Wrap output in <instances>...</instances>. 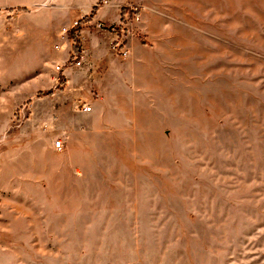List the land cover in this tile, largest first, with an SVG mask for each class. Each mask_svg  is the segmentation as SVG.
Masks as SVG:
<instances>
[{
    "label": "rangeland",
    "instance_id": "1",
    "mask_svg": "<svg viewBox=\"0 0 264 264\" xmlns=\"http://www.w3.org/2000/svg\"><path fill=\"white\" fill-rule=\"evenodd\" d=\"M137 2L144 84L85 113L110 58L57 71L51 1L0 0V264H264V0Z\"/></svg>",
    "mask_w": 264,
    "mask_h": 264
},
{
    "label": "crops",
    "instance_id": "2",
    "mask_svg": "<svg viewBox=\"0 0 264 264\" xmlns=\"http://www.w3.org/2000/svg\"><path fill=\"white\" fill-rule=\"evenodd\" d=\"M23 1H29V0H23ZM51 5L49 4L48 8H41L38 10L40 21H45L46 27L51 28L53 30H57L54 33V36L56 37V44L61 43V37H60V29L62 26L70 24L72 21L76 19H83L84 23L82 25V36L78 41V51L76 53V48L74 49L73 44H70L69 48L67 50L64 49H56L55 56L57 57V64H64L62 73L66 71V73L70 74L69 77H72L74 79L72 70L74 67H79L76 65H73V59L72 55H80L84 59H94L99 60L100 62L106 58H110L109 67L106 66L104 69H93L91 68L87 70L85 69H78V77L87 78L86 82L88 81V78L91 84V88L87 89V100L89 103H83L82 105H89L93 108V105L95 107H98L101 105L102 101L106 98H103L106 92L109 91H115L118 90L119 85L123 82L122 78L129 77V81L137 82L138 85L142 83L144 84L143 79L140 77H136L135 71H123L119 69H115L112 65L113 60L115 58L112 56L111 52V43L114 39V36L105 31H99L95 27V22L102 21L106 24H119L123 13L125 5L128 4L129 0H109V3L107 5H101V0H50ZM136 3H138V0H133ZM139 4V3H138ZM42 9H45L44 12ZM142 28L144 30V33L147 35V38L149 37L150 33L146 30V15L142 14ZM60 28V29H59ZM107 33L108 36H110L107 40L104 39V34L98 35V33ZM142 41L137 40L133 41V54L130 60L133 59L134 61H139L142 51V44L140 43ZM72 49V51H71ZM113 50V49H112ZM134 57V58H133ZM114 58V59H113ZM71 60L72 62H68V60ZM129 63V62H128ZM132 63V62H130ZM70 70V71H68ZM93 78V79H92ZM131 78V79H130ZM137 78V79H136ZM143 78V77H142ZM134 79L136 81H134ZM78 78L76 77V81ZM72 81L73 80H69ZM75 83V81H74ZM89 84V83H88ZM109 90V91H108ZM37 94L39 92H42V89L39 88L37 91ZM106 96V95H105ZM108 97V96H107ZM92 110V109H91ZM82 111L87 113L89 111H84L82 108ZM53 149L54 143H53ZM58 151V150H56Z\"/></svg>",
    "mask_w": 264,
    "mask_h": 264
},
{
    "label": "built area",
    "instance_id": "3",
    "mask_svg": "<svg viewBox=\"0 0 264 264\" xmlns=\"http://www.w3.org/2000/svg\"><path fill=\"white\" fill-rule=\"evenodd\" d=\"M101 5H107L109 0H101ZM125 13H123L122 19L119 24H106L102 21L95 22V27L99 31L109 32L115 34V38L111 43L112 49L119 54L122 58H129L132 55V44L133 40H145L147 35L144 33L142 28V11L141 7L136 3H128L127 7L124 8ZM84 23L83 19H76L70 24L64 25L60 29L61 43L56 44V49L67 50L72 43V38L79 41L82 36V25ZM120 35L123 38H120ZM72 51V49H71ZM77 53V51H76ZM73 65L80 66L82 63V56L73 54ZM72 62L70 59L67 61ZM64 64H56L55 69L57 71H62ZM92 107L89 105H84V111H91ZM56 150L60 151L64 147L62 140H57L54 143Z\"/></svg>",
    "mask_w": 264,
    "mask_h": 264
},
{
    "label": "trees",
    "instance_id": "4",
    "mask_svg": "<svg viewBox=\"0 0 264 264\" xmlns=\"http://www.w3.org/2000/svg\"><path fill=\"white\" fill-rule=\"evenodd\" d=\"M72 43H73V46H74V49L76 48V51H78V40L75 39V38H72Z\"/></svg>",
    "mask_w": 264,
    "mask_h": 264
}]
</instances>
